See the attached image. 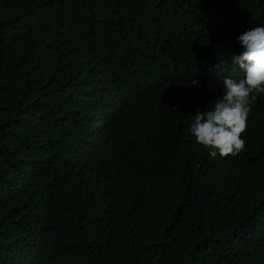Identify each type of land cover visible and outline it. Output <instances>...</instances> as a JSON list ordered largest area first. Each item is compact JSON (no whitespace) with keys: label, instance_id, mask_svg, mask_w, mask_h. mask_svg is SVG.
Listing matches in <instances>:
<instances>
[{"label":"trees","instance_id":"16d2710c","mask_svg":"<svg viewBox=\"0 0 264 264\" xmlns=\"http://www.w3.org/2000/svg\"><path fill=\"white\" fill-rule=\"evenodd\" d=\"M255 27L264 0H0V264H264V98L245 153L188 131Z\"/></svg>","mask_w":264,"mask_h":264},{"label":"clouds","instance_id":"9594fccd","mask_svg":"<svg viewBox=\"0 0 264 264\" xmlns=\"http://www.w3.org/2000/svg\"><path fill=\"white\" fill-rule=\"evenodd\" d=\"M238 41L243 51L232 56V63L243 70L244 78L225 77L219 93L195 111L188 129L191 139L212 157L247 151L252 107L258 97L264 98V27L246 30ZM189 86L201 85L192 79ZM258 224L264 229V213Z\"/></svg>","mask_w":264,"mask_h":264}]
</instances>
